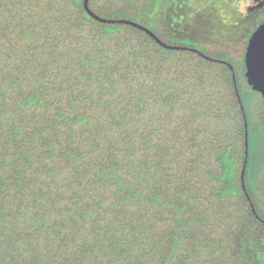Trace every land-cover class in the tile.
Wrapping results in <instances>:
<instances>
[{
	"label": "trees",
	"instance_id": "obj_1",
	"mask_svg": "<svg viewBox=\"0 0 264 264\" xmlns=\"http://www.w3.org/2000/svg\"><path fill=\"white\" fill-rule=\"evenodd\" d=\"M87 6L0 0V264H264V18L174 49L161 0Z\"/></svg>",
	"mask_w": 264,
	"mask_h": 264
},
{
	"label": "rangeland",
	"instance_id": "obj_2",
	"mask_svg": "<svg viewBox=\"0 0 264 264\" xmlns=\"http://www.w3.org/2000/svg\"><path fill=\"white\" fill-rule=\"evenodd\" d=\"M257 0H161L171 22L164 40L175 46L199 48L202 43L228 39H246L259 20L264 18V2L256 10ZM255 131V128H253ZM260 147L252 162L260 161L264 152V130L259 135ZM258 161V162H257ZM254 164V163H253ZM254 166V165H253ZM252 167V166H251ZM226 168L225 177L231 174Z\"/></svg>",
	"mask_w": 264,
	"mask_h": 264
},
{
	"label": "water",
	"instance_id": "obj_3",
	"mask_svg": "<svg viewBox=\"0 0 264 264\" xmlns=\"http://www.w3.org/2000/svg\"><path fill=\"white\" fill-rule=\"evenodd\" d=\"M88 0H83V5L87 13L92 15L94 18L99 19L101 21H106L96 15H94L87 6ZM121 22L130 23L134 26H138L141 29L147 31L157 42H160V40L147 28L144 26H141L137 23L130 22L127 20H121ZM161 45L168 48H184L181 46H175V45H168L165 43L160 42ZM201 54V53H200ZM202 56H205L201 54ZM206 58H209L208 56H205ZM244 63H245V77L247 84L251 87L253 91L258 92L262 99L264 100V20L255 28V30L251 33V35L248 38V42L245 48V54H244ZM230 66V65H229ZM230 68H232L230 66ZM233 75V80H234ZM235 92L239 100L240 109L242 110V115L244 118V126H245V153L246 156L244 158V163L240 172V181H241V187L245 191V182H244V174H245V167L247 163V146H248V130H247V121H246V114L244 112V106L242 104L240 94L238 92V88L236 83L234 82ZM246 196L248 197V194L246 192ZM254 212V210H253Z\"/></svg>",
	"mask_w": 264,
	"mask_h": 264
},
{
	"label": "flooded vegetation",
	"instance_id": "obj_4",
	"mask_svg": "<svg viewBox=\"0 0 264 264\" xmlns=\"http://www.w3.org/2000/svg\"><path fill=\"white\" fill-rule=\"evenodd\" d=\"M257 1H259L258 2V4L255 6V9H253V11H256V10H261L260 8V5H262L263 4V2H264V0H257Z\"/></svg>",
	"mask_w": 264,
	"mask_h": 264
}]
</instances>
